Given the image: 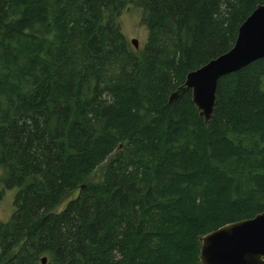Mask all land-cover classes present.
<instances>
[{"label": "trees", "instance_id": "16d2710c", "mask_svg": "<svg viewBox=\"0 0 264 264\" xmlns=\"http://www.w3.org/2000/svg\"><path fill=\"white\" fill-rule=\"evenodd\" d=\"M260 5L0 0L1 181L17 191L0 264H201L203 236L263 213L264 59L220 79L208 124L191 90L169 102Z\"/></svg>", "mask_w": 264, "mask_h": 264}, {"label": "water", "instance_id": "95a60500", "mask_svg": "<svg viewBox=\"0 0 264 264\" xmlns=\"http://www.w3.org/2000/svg\"><path fill=\"white\" fill-rule=\"evenodd\" d=\"M132 45L139 48L138 40ZM264 59V5H260L240 26L234 47L189 73L169 102L188 90L200 117L208 124L214 116L217 86L221 78ZM201 264H264V212L255 217L227 224L201 238ZM42 264L47 258L41 259Z\"/></svg>", "mask_w": 264, "mask_h": 264}, {"label": "rangeland", "instance_id": "374dc122", "mask_svg": "<svg viewBox=\"0 0 264 264\" xmlns=\"http://www.w3.org/2000/svg\"><path fill=\"white\" fill-rule=\"evenodd\" d=\"M120 22L122 31L125 38L129 43L133 39L138 40L139 46L147 40L148 32L146 27L142 23V14L140 10L135 8L126 9L121 17ZM104 172V167L96 170L91 176L92 181H101ZM4 177L3 170L0 167V223L7 222L14 213L15 209V197L17 191L14 189L7 188L1 181Z\"/></svg>", "mask_w": 264, "mask_h": 264}]
</instances>
